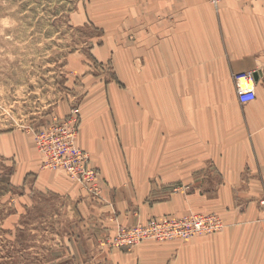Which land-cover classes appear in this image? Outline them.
<instances>
[{
	"label": "crops",
	"instance_id": "crops-1",
	"mask_svg": "<svg viewBox=\"0 0 264 264\" xmlns=\"http://www.w3.org/2000/svg\"><path fill=\"white\" fill-rule=\"evenodd\" d=\"M71 17L102 30L92 55L113 67L114 80L91 83L76 141L105 202H89L64 172L42 170L32 137L16 151L5 134L0 155L14 157L15 177L110 232L116 222L200 212L224 223L220 233L129 250L103 249L88 234L72 240L71 263L264 264V0H221L217 9L204 0H82ZM248 72L257 74L255 98L241 105L233 76Z\"/></svg>",
	"mask_w": 264,
	"mask_h": 264
},
{
	"label": "rangeland",
	"instance_id": "rangeland-1",
	"mask_svg": "<svg viewBox=\"0 0 264 264\" xmlns=\"http://www.w3.org/2000/svg\"><path fill=\"white\" fill-rule=\"evenodd\" d=\"M81 6L82 0H0V136L12 135L16 151L31 137L28 130L80 109L99 77L114 80L110 62L98 64L92 55L106 35L91 22L75 26L71 15ZM16 169L14 157L0 155V264H72V240L88 234L113 249L102 220L98 229L73 202L15 177Z\"/></svg>",
	"mask_w": 264,
	"mask_h": 264
},
{
	"label": "built area",
	"instance_id": "built-area-1",
	"mask_svg": "<svg viewBox=\"0 0 264 264\" xmlns=\"http://www.w3.org/2000/svg\"><path fill=\"white\" fill-rule=\"evenodd\" d=\"M217 9L221 0H204ZM253 2L256 0H235ZM254 72L233 76L237 101L241 105L255 98ZM247 83V86H243ZM80 125L79 107H71L62 117H52L45 127L28 130L38 153L40 168L47 171H62L75 182L85 194V198L94 204L105 202L100 186L98 170L90 166L89 155L77 147L76 141ZM264 207V195L260 201ZM224 229L223 221L214 214H189L182 217H162L137 221L131 225H117L113 235L107 238V245L113 249H131L145 242L188 241L193 237L220 233Z\"/></svg>",
	"mask_w": 264,
	"mask_h": 264
},
{
	"label": "water",
	"instance_id": "water-1",
	"mask_svg": "<svg viewBox=\"0 0 264 264\" xmlns=\"http://www.w3.org/2000/svg\"><path fill=\"white\" fill-rule=\"evenodd\" d=\"M253 78H254V81L256 83L257 82V74L256 73L253 74Z\"/></svg>",
	"mask_w": 264,
	"mask_h": 264
},
{
	"label": "bare ground",
	"instance_id": "bare-ground-1",
	"mask_svg": "<svg viewBox=\"0 0 264 264\" xmlns=\"http://www.w3.org/2000/svg\"><path fill=\"white\" fill-rule=\"evenodd\" d=\"M242 85L245 87V86H247L248 84H247V83H243Z\"/></svg>",
	"mask_w": 264,
	"mask_h": 264
}]
</instances>
